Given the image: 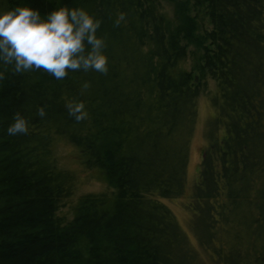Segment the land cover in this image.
<instances>
[{"label":"trees","instance_id":"trees-1","mask_svg":"<svg viewBox=\"0 0 264 264\" xmlns=\"http://www.w3.org/2000/svg\"><path fill=\"white\" fill-rule=\"evenodd\" d=\"M65 5L102 21L108 72L57 80L0 62V264H198L167 199L184 194L204 91L215 114L185 204L192 228L224 264H264V0H0V14ZM17 112L29 131L10 136ZM59 138L109 188L82 194L71 217L58 212L71 192Z\"/></svg>","mask_w":264,"mask_h":264},{"label":"clouds","instance_id":"clouds-1","mask_svg":"<svg viewBox=\"0 0 264 264\" xmlns=\"http://www.w3.org/2000/svg\"><path fill=\"white\" fill-rule=\"evenodd\" d=\"M124 19L125 14L121 13L115 25L119 26ZM101 23L83 8L60 6L41 17L38 10L17 6L0 14V62L12 65L14 74L42 70L57 80L65 79L70 71L91 70L106 75V44L97 36ZM4 79V74L0 73V81ZM90 86L84 82L82 94ZM45 107L37 110L41 118L46 116ZM66 108L76 122L88 118L82 101H70ZM12 119L7 134L26 135L28 121L19 112Z\"/></svg>","mask_w":264,"mask_h":264},{"label":"rangeland","instance_id":"rangeland-1","mask_svg":"<svg viewBox=\"0 0 264 264\" xmlns=\"http://www.w3.org/2000/svg\"><path fill=\"white\" fill-rule=\"evenodd\" d=\"M213 87V84L209 85ZM211 91L202 92L197 99V113L190 139L187 160V185L184 194L180 197L167 199V203L175 212L180 228L184 231L189 244L198 255V264H224L214 257L207 249L198 242L197 234L192 228V212L185 205L188 197L193 192L194 184L199 176V166L206 144V128L209 120L214 116L215 109L210 99ZM55 153L60 168L66 170L71 178V192L68 193L58 208V212L64 216H73L77 199L85 193L108 191L109 188L99 167H86L79 158V153L67 139L59 138L55 143ZM192 222V223H191ZM199 253V254H198Z\"/></svg>","mask_w":264,"mask_h":264}]
</instances>
